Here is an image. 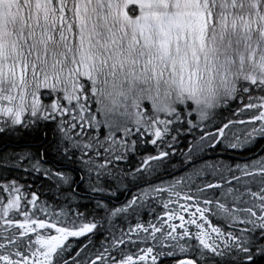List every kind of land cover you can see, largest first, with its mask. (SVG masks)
Returning a JSON list of instances; mask_svg holds the SVG:
<instances>
[{"label":"snow or ice","instance_id":"snow-or-ice-1","mask_svg":"<svg viewBox=\"0 0 264 264\" xmlns=\"http://www.w3.org/2000/svg\"><path fill=\"white\" fill-rule=\"evenodd\" d=\"M0 264H264V0H0Z\"/></svg>","mask_w":264,"mask_h":264}]
</instances>
